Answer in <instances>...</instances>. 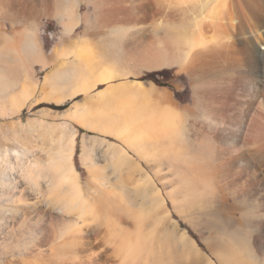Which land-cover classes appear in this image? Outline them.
I'll use <instances>...</instances> for the list:
<instances>
[{
  "label": "bare ground",
  "instance_id": "obj_1",
  "mask_svg": "<svg viewBox=\"0 0 264 264\" xmlns=\"http://www.w3.org/2000/svg\"><path fill=\"white\" fill-rule=\"evenodd\" d=\"M178 8L191 19L175 23ZM44 20L59 22L61 45L69 47L60 55L72 56L43 82L53 95L68 91L58 102L176 67L195 86L194 106L181 108L140 80L74 104L72 121L79 117L88 129L90 102L126 99L115 106L122 125L92 131L152 164L142 168L126 148L92 139L107 145L99 157L109 155L113 169L98 189L88 182V193L72 161L76 130L67 149L62 140L55 157H44V172L35 174L17 150L4 151L6 162L20 161L0 172V264H264V0H0V42L21 62L2 73L32 82L22 89L24 101L38 86L34 64L48 66L44 55L30 54ZM93 46L102 47L98 55ZM62 74L73 81L57 85Z\"/></svg>",
  "mask_w": 264,
  "mask_h": 264
},
{
  "label": "rangeland",
  "instance_id": "obj_2",
  "mask_svg": "<svg viewBox=\"0 0 264 264\" xmlns=\"http://www.w3.org/2000/svg\"><path fill=\"white\" fill-rule=\"evenodd\" d=\"M183 7H180V8H183ZM86 10L87 9L86 8L84 9L83 7V9H81L82 14H85ZM176 10H175L176 13H174L175 14L174 19L172 18V20L175 23L177 24H180L181 22L184 23L185 21L188 20V18H190V17L186 18L188 16L186 13V10H185V14L187 16L184 18L182 16L183 9L180 10L178 8ZM43 23L44 24L38 29V32H37L38 38L40 40V46L39 48L31 49L30 54L34 58L36 59L38 58L39 61H44V59L42 60V58L45 57V61L48 63V66L44 68L43 65L40 63L34 64V68H35L34 78L35 80L38 81V86L37 88L33 87V89H35L34 90L35 92L31 90L30 88V92H32V95L30 99L25 100L27 102L24 101V97L22 96L23 95L22 93H24L25 91L27 92L28 86L30 85L34 86V85H32V82H31L30 85L28 84V86H26L25 85L26 82H24L22 78L21 80H15L16 78H12L9 75L8 76L3 75L2 73L3 69L1 68L2 66H9V65L16 66V65H20L21 62L14 58L12 51H10V49L8 48L7 45H9L10 43L8 44L7 42H0V74H2L0 76V155L4 153V151L6 150H10V151L13 150L12 152L15 154V151L17 150L16 152L20 154V157L23 156L25 158L27 156L26 160H28L29 162H26L23 164L28 165V163L31 162L29 166L31 167L33 165L31 169H33L35 174H37V172L39 173V170L40 171H43L44 169L49 170L48 169L49 166L45 165L46 163H48L47 154L51 153V155L55 157L57 154V151L55 150V148H57L61 144L62 140H63L62 141L63 144L65 145L67 149L68 146L71 145L70 142L67 143V138L69 137V134H70L69 132L76 130L78 133V138L76 141L75 152H74L72 161L74 163L75 168L80 173L81 183L84 186H86V184L89 182L90 184L89 186L93 185L97 187L98 189L99 185H98L97 180L100 179L101 176L109 175L110 173L109 170L112 167V165L110 164L111 158L109 155L106 158L99 157V154L108 153L107 145L106 144H103L102 146L99 145V148H98L96 145L99 144V142H96L97 143L96 144L92 139H97V140L103 139L108 142L117 144L120 147L126 148L128 155H130V157L134 159L133 160L131 158L137 165L147 170H150V166L152 164L147 163L146 161L141 159L137 154H135L134 151L128 149L127 146L124 143H122L120 140L114 137H111L109 135H106V134H104L103 136H99V135H95L92 133H88L87 131L80 132L78 130L76 121L79 117L75 118V121H72L74 120V118H71L72 116L68 113V111H70L73 107H75L74 104L76 103H80L82 104V106H85L88 103L87 100L93 97L92 95L89 94L92 90L87 93H83L85 96H82L81 98H79L78 100H81L79 102H75L74 98L66 97V100L60 103L57 100H59V98L66 96L68 94V91L66 89L63 91L60 89L56 95L49 93L50 88L48 90L44 89L43 82L45 81L44 80L45 77H47L52 71L56 70L59 65L68 61V59H71L72 56L65 57L64 55H60L61 52L68 50L69 47L67 45H61V40L64 34H63V29L61 28L59 22L57 20H44ZM184 30L186 31L188 29H184ZM184 30L183 29L181 30V28H173V31L175 33H180V34ZM208 30L207 31L210 32L212 29H208ZM183 33L182 35H184ZM212 33H214V31ZM93 47H94L93 50L96 51L97 55H98V52H101L102 50V47L100 48V46L99 47L93 46ZM102 52L104 54L105 50H103ZM43 55L44 57H42ZM60 56H64V57H60ZM161 73H165V74L162 75ZM59 78H60V82L57 81V85L59 86L68 85L70 80L73 81L71 74H62ZM122 80L126 81L123 83H130L131 81L140 80L144 83L148 91L149 89L155 88L156 90L160 92H169L181 108H184V107L193 108L194 106V89H195L194 87L195 86L192 83L189 75L187 73L179 71V68L175 67V68H171L168 70L166 69V70L155 71L151 73L148 71H142L137 76L131 75L127 78H117L111 82L122 81ZM22 81L24 82V84ZM113 84L119 85L121 83L119 84L111 83V85H109L108 88H111L112 86L115 87ZM157 85L162 86L163 88H158ZM25 86L26 88H24ZM3 89H4V92H3ZM22 89H27V90H22ZM40 98L41 100L42 99L44 100L41 101ZM19 99L20 101H17ZM125 100L126 99H124L123 101L121 100L118 101V100L113 99L111 100V104L113 102L112 105L110 103L106 105L103 102H100L101 105L100 104L98 105L97 104L98 102L93 103L96 101H93V102L89 101L90 103L88 104L87 110L85 109L84 111L89 112V114L87 115L88 122L91 121L92 124L94 123V125H91V128H88V129L87 128L85 129L83 127L81 128L88 130V131L90 130L92 131V129L94 130L96 126L99 127V129H101L103 128L101 126H105V125H108V126L122 125L123 123L122 115L118 114L115 111V108H116L115 106H117V104L118 106H121V103L126 102ZM36 101H39V103H36ZM17 102L18 103L24 102L25 104H23V107L19 110V113L17 111L15 114L9 115L8 112L15 111V108L17 109ZM140 102L143 103V100L141 101L139 99V102L137 101V103H140ZM66 113L67 115L69 114L68 115L69 118L66 117L67 116ZM30 121L31 122L39 121L40 123L38 122V125L34 127L33 129L25 125V124H28ZM92 132H98V130H95ZM93 145H95L96 148ZM86 146H87V149L85 148ZM40 147L41 149L43 148L45 152L46 151L47 152L45 153L44 151H42L43 149L41 150ZM98 149L101 150L102 152L99 151ZM27 151L28 153L30 152L29 154L31 155L30 157L28 154L26 155ZM31 151L33 153H31ZM32 154H33V157H32ZM34 154L36 155V157H34ZM15 157L14 159H12L13 157L9 159V160H12L10 162H6L0 157V172L6 169L5 163L7 165L8 163L12 162L13 164L15 162L14 165H17V162L20 160H16ZM38 159H40L41 163L38 161ZM9 160L7 159V161ZM24 161L21 160V162H24ZM33 161H34V164H32ZM50 161H52V159H50ZM53 163L55 164V162H52L51 165H54ZM42 164H44L45 166ZM27 165H24V166L26 167ZM112 169L113 168H111V170ZM91 172H95V173H91ZM93 178H94V181H92ZM109 182L113 184V185L110 184V186L116 187L117 183L113 181L111 182V180L109 181L106 180L107 186H109ZM91 189L92 187H87V193L89 191L91 192ZM118 190L119 188L116 189L117 193H119Z\"/></svg>",
  "mask_w": 264,
  "mask_h": 264
},
{
  "label": "crops",
  "instance_id": "obj_3",
  "mask_svg": "<svg viewBox=\"0 0 264 264\" xmlns=\"http://www.w3.org/2000/svg\"><path fill=\"white\" fill-rule=\"evenodd\" d=\"M124 81H125V80L98 84V85L96 86V88L93 89L89 94L92 95V96L97 95V94H99V93L105 91V90L108 88V86L111 85V83L119 84V83H123ZM125 82H126V81H125ZM157 86H158V88H163L162 86H159V85H157ZM78 96H79V97H78ZM78 96H77V97H74L75 102H79V101H81V100H78V99L81 98L82 96H85V95H84V94H80V95H78ZM83 98H84V97H83ZM76 125H77V128H78V130H79L80 132H82V131H87L88 133H92V134L99 135V136H103V135H104L103 133H100V132H92L91 130H90V131L85 130V129L81 128V126H79L78 124H76Z\"/></svg>",
  "mask_w": 264,
  "mask_h": 264
},
{
  "label": "snow or ice",
  "instance_id": "obj_4",
  "mask_svg": "<svg viewBox=\"0 0 264 264\" xmlns=\"http://www.w3.org/2000/svg\"><path fill=\"white\" fill-rule=\"evenodd\" d=\"M162 75L165 74V73H161Z\"/></svg>",
  "mask_w": 264,
  "mask_h": 264
},
{
  "label": "trees",
  "instance_id": "obj_5",
  "mask_svg": "<svg viewBox=\"0 0 264 264\" xmlns=\"http://www.w3.org/2000/svg\"><path fill=\"white\" fill-rule=\"evenodd\" d=\"M151 73V72H150Z\"/></svg>",
  "mask_w": 264,
  "mask_h": 264
}]
</instances>
